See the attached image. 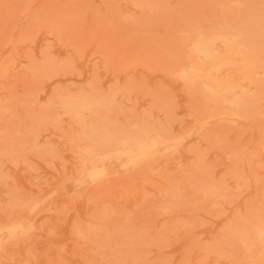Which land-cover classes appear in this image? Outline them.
Segmentation results:
<instances>
[{"label": "rangeland", "instance_id": "374dc122", "mask_svg": "<svg viewBox=\"0 0 264 264\" xmlns=\"http://www.w3.org/2000/svg\"><path fill=\"white\" fill-rule=\"evenodd\" d=\"M263 257L264 0H0V264Z\"/></svg>", "mask_w": 264, "mask_h": 264}, {"label": "bare ground", "instance_id": "6f19581e", "mask_svg": "<svg viewBox=\"0 0 264 264\" xmlns=\"http://www.w3.org/2000/svg\"><path fill=\"white\" fill-rule=\"evenodd\" d=\"M141 3V2H140ZM139 4V3H138ZM142 5V3H141ZM204 41V40H203ZM205 42V41H204ZM231 42H230V46H231ZM192 52L194 54H202L204 55L206 61L203 62V64H199V63H194L192 66H190V69L192 71V77L199 79L201 77V69L206 66V67H210L211 63H212V57H211V52L208 50V48L206 46H203L200 43H196L193 47H192ZM220 85V84H219ZM200 86V85H199ZM224 86V85H223ZM226 88V87H225ZM231 88V87H230ZM211 91H216V87H211L209 88ZM225 93V92H224ZM221 101V100H220ZM146 147V144L141 142L140 140H136L135 142L132 143L131 146H126L124 149V152L129 153L132 149L133 150H137V151H142L144 148ZM120 150V149H119ZM88 161L91 163V165H95L96 159L94 156H91V158L88 159ZM95 168V167H94ZM98 168L96 167V170ZM95 175V174H94ZM100 176V175H99ZM258 234L260 235L261 232L258 230ZM258 235V236H259ZM259 264H264V257L260 260Z\"/></svg>", "mask_w": 264, "mask_h": 264}]
</instances>
